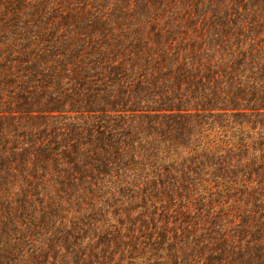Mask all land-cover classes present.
Here are the masks:
<instances>
[{
    "label": "trees",
    "instance_id": "trees-1",
    "mask_svg": "<svg viewBox=\"0 0 264 264\" xmlns=\"http://www.w3.org/2000/svg\"><path fill=\"white\" fill-rule=\"evenodd\" d=\"M0 264H264V0H0Z\"/></svg>",
    "mask_w": 264,
    "mask_h": 264
}]
</instances>
